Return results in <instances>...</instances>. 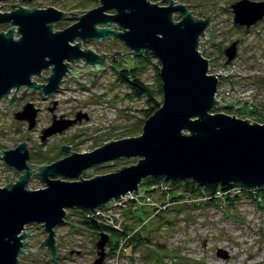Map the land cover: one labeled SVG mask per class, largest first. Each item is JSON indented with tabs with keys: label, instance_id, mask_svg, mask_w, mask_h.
<instances>
[{
	"label": "water",
	"instance_id": "water-1",
	"mask_svg": "<svg viewBox=\"0 0 264 264\" xmlns=\"http://www.w3.org/2000/svg\"><path fill=\"white\" fill-rule=\"evenodd\" d=\"M97 1V6L79 15L52 6L24 7L17 2L8 4L9 11H0V24L11 25L6 32L0 31V98L22 85L41 87L43 97L55 93L68 72L77 77V70L68 66L81 60L84 72L104 70L105 55L82 48V42L93 38L101 42L114 36L130 49L128 54L141 56L148 50L158 59L162 102L144 120L140 134L109 140L90 152H72L39 167L43 188L27 187L33 169L27 164L25 141L3 150L0 158L19 177L0 187V264H19L21 256H33L44 249L50 252L52 264H59L54 229L66 222L67 209L96 213L129 192L138 195V185L148 176H163L172 182L189 179L199 186L231 183L247 191L264 188V124L211 112L226 104L215 98L221 73L208 74V59L198 50L200 37H208L205 29L212 11L201 19L188 10L187 4L175 0ZM231 8L233 22L246 28L264 17V1L238 0ZM175 12L180 16L178 21L173 20ZM67 14L76 21L53 30V23ZM112 24L116 27L111 28ZM14 26L18 38L14 37ZM236 52L234 41L225 48L226 62ZM126 53L121 49L115 56ZM49 67L46 84L31 80L33 74L41 76ZM13 99H8L9 106ZM31 106L27 103L14 115L27 121L29 130L35 125L37 112ZM81 119H54L40 138L44 141ZM60 152L67 154L69 148L62 145ZM131 156L138 158L136 164L82 178L89 168L98 169ZM33 224L42 225L41 231L47 236L38 246L27 248L28 237L34 232L24 229ZM108 241L109 236L99 232L94 244L97 256L91 264H103Z\"/></svg>",
	"mask_w": 264,
	"mask_h": 264
},
{
	"label": "rangeland",
	"instance_id": "rangeland-1",
	"mask_svg": "<svg viewBox=\"0 0 264 264\" xmlns=\"http://www.w3.org/2000/svg\"><path fill=\"white\" fill-rule=\"evenodd\" d=\"M157 1L160 0H151ZM236 1L238 0H175L176 3L187 4L188 10L197 18L203 19L212 11L213 16L205 29L208 37H200L198 50L208 59V74H222L215 98L229 107H217L211 112L235 115L261 123L260 118H264V18L247 30L237 28L231 8ZM15 2L24 7L52 6L76 15L98 5L97 0H7L0 2V11H9L8 4ZM159 4L167 5V2ZM70 16L71 14H67L64 19L54 22L53 30H61L75 22L76 17ZM173 20H180L178 12L173 14ZM10 26L0 24V31L6 32ZM14 28V37L17 38L19 34L15 26ZM234 41L239 42L236 56L226 62L223 48ZM82 48L98 53L121 49L129 51L117 40L103 43L88 40L82 42ZM117 59L118 69H136L137 77L154 91L155 98L161 104L162 93L158 90L162 88L157 80L160 66L158 59L149 56L147 60L145 55L134 57L130 54ZM83 63L84 60L76 64L70 63L68 68L73 71L83 69ZM118 72L119 70L106 68L93 74L92 71L83 72L78 81L72 76L62 79L61 90L50 96L51 100L57 101V112L68 115L75 110H85L89 113V119L75 122L62 134L49 138L47 144H41L39 134L42 128L51 123L45 110L48 101L37 100L36 104L42 112L36 127L31 130L26 123L15 120L12 114H1L0 149L14 147L23 141L29 149L36 148L37 151L49 150L55 146L53 153L48 154L53 158L60 155L58 147L62 144L71 145L79 153L90 152L106 143L107 139L140 134L147 118L146 97H136ZM49 74V68L42 71L43 76ZM35 79L43 81L41 77L35 76ZM254 105L257 110L251 113L249 106ZM72 119L75 118L67 120ZM137 159L132 156L129 159L120 158L98 169L89 168L82 178L114 172L121 166L136 164ZM38 164V160H31L32 167ZM14 178V170L0 158V187L10 181L14 182ZM177 184L175 188L170 183L162 182L154 188H148L141 181L138 185L141 197L129 199L124 206L115 209L113 218L120 224L121 230L130 229L128 235L119 238L116 250H111V247L117 234L107 229L96 231L82 226L81 215L73 210L76 208L70 209L69 213L67 209V220L71 224L59 225L54 229L58 263L91 264L97 256L94 244L99 239V232H104L109 236L110 242L105 246L107 255L103 264H264L263 198L254 200L252 195L245 192L247 190L239 192L238 189L212 197L201 191H191L182 181ZM44 186L41 178L34 175L27 187L38 189ZM172 197L174 198L171 199ZM129 208H132V213ZM31 227L32 225L26 226L24 230L28 231ZM41 232L35 237H28L30 243L27 248L38 246L47 236V233ZM138 232L142 240L136 241L137 245L133 249L130 241L134 240L130 239L132 233ZM133 236L137 238V235ZM22 263L52 264L50 252L44 249L33 256H21L19 264Z\"/></svg>",
	"mask_w": 264,
	"mask_h": 264
},
{
	"label": "flooded vegetation",
	"instance_id": "flooded-vegetation-1",
	"mask_svg": "<svg viewBox=\"0 0 264 264\" xmlns=\"http://www.w3.org/2000/svg\"><path fill=\"white\" fill-rule=\"evenodd\" d=\"M110 13H113V11H110ZM264 18V17H263ZM262 18V19H263ZM261 19V20H262ZM260 21V20H259ZM258 22V21H257ZM256 22V23H257ZM255 23V24H256ZM254 24V25H255ZM239 26V28H241L242 30H247V29H249V28H251V27H253V25L252 26H250L249 28H246V27H244V26H240V25H238ZM99 27H102V25H99ZM110 27L111 28H114V27H116V25L115 24H112V25H110ZM238 28V27H237ZM19 37V36H18ZM17 37V38H18ZM16 38V37H15ZM90 40H94L95 42H97V43H103V42H106V41H111V40H117V41H119L120 42V40L118 39V38H116V37H114V36H109V37H107V38H105V39H103L101 42H99V41H97L95 38H93V39H90ZM121 43V42H120ZM122 44V43H121ZM238 44H239V42L237 43V46H238ZM123 45V44H122ZM126 47V46H125ZM128 48V47H127ZM225 48L226 47H224L223 48V51H225ZM129 49V48H128ZM125 52H127L126 54L128 55V53L129 52H131L130 51V49H129V51H127V50H124ZM148 51V50H147ZM116 52H118L117 50H110V51H106V52H103V51H101V52H96L97 54H104L105 55V58H104V62H105V64H106V67H105V69L106 68H111V69H113V70H117L118 68H117V58L118 57H116L115 56V53ZM123 58V56H121V59ZM82 66H84L83 67V69H76L77 70V77H73L71 74H70V72H68L67 73V75H65L66 77H70V76H72L73 78H75V79H77V78H79V76L84 72V70H85V65L83 64ZM88 66H90V68H91V65H88ZM45 69H48V68H45ZM104 69V70H105ZM44 70V69H43ZM42 70V71H43ZM49 70H50V72H51V67H49ZM42 71H41V76H37L36 74H33L32 76H31V80L32 81H34V82H37V83H39V84H46V80L44 79V77H46V76H43L42 75ZM71 71H73V70H71ZM100 71H103V70H100ZM96 72H98V71H92V74L93 73H96ZM35 76L36 77H41L42 79H43V81H39V80H36L35 79ZM64 76V77H65ZM63 77V78H64ZM15 89H13V90H11V91H13L11 94H9V95H7V96H5V97H3V98H0V115L1 114H3V113H9V114H12V116H13V118L15 119V113L16 112H18V111H21L22 109H23V107L27 104V103H30L32 106H31V108H33V109H37V112H36V115H35V125H34V127L33 128H35L36 127V125H37V121L39 120V114L42 112L41 111V108L39 107V105L38 104H36L37 103V100H41L42 102H46V101H48L47 102V104H46V106H45V110H46V112L48 113L47 115H48V117L50 118V121H51V123H50V125L52 124V122H53V120L54 119H57V120H64V119H71V118H76V117H78V116H81L82 117V120H88L89 119V113L88 112H86L85 110H83V111H80V110H75V111H73L72 113H70V114H66V113H58L57 112V108H58V106H57V101L56 100H51L50 99V96L51 95H53L54 93H52V94H47L45 97H43V95H42V88L41 87H36V88H30V87H27L26 85H22L21 87H19V89L17 90V91H14ZM61 90V86H60V88H59V90L57 91V92H59ZM57 92H55V93H57ZM9 98H14L13 99V102L11 103V106H9V101H8V99ZM15 120H17V119H15ZM18 121H21V122H23V123H26L27 124V128H28V123H27V121H24V120H18ZM80 122V121H79ZM50 125H48V126H46V127H49ZM46 127H44V128H42L41 129V131L43 130V129H45ZM32 128V129H33ZM31 130V129H30ZM41 131H40V134H39V139H40V141H41V144H45L46 142H48L47 140H49V138H51V137H53V136H55V135H57V134H62L63 133V131H65V130H63L62 132H57V133H53L52 135H50V136H48V137H46V139L44 140V141H42L41 140V138H40V136H41ZM109 140H111V139H107L106 141H109ZM105 141V142H106ZM104 142V141H103ZM19 144V143H18ZM17 144V145H18ZM47 144V143H46ZM16 145V146H17ZM63 145V144H62ZM66 147H68L69 148V152L67 153V154H64V153H61L60 152V148H61V145L58 147V151L60 152V155L59 156H55V157H49L48 156V154H50V153H53V149L54 148H56L55 146L54 147H52L51 149H49V150H45V151H37L36 150V148L35 149H29V157H28V159H27V164L33 169V172H32V174H31V178L34 176V175H36V176H39L38 175V169H39V167H41L42 165H45V164H50V163H53V162H55V161H57V160H59V159H61V158H63V157H65V156H67V155H69L70 153H72V152H77V151H75V150H73V148H72V146L71 145H67V144H64ZM16 146H14V147H10V148H7V149H4V148H1L0 149V153L3 151V150H8V149H13V148H15ZM47 156V157H46ZM32 159H37L38 160V165L37 166H35V167H32L30 164H31V160ZM4 162V161H3ZM9 167V166H8ZM12 169V168H11ZM12 170H14V169H12ZM14 172L16 173V171L14 170ZM19 177V174H17L16 173V178H14V181L17 179ZM40 177V176H39ZM30 178V179H31ZM42 180V179H41ZM10 183H12V182H10ZM9 184V183H8ZM7 185V184H6ZM69 210L70 209H68V213H69ZM73 210H78V211H82L81 209H73ZM67 218V215H66V217H65V219ZM67 223H69L68 221H66ZM66 224V223H65ZM70 224V223H69ZM32 229H30V230H33L34 231V236H32V237H35L36 236V234L38 233V232H40L39 230H38V228L39 229H42L43 228V226L42 225H37V224H33L32 225V227H31ZM39 234V233H38ZM41 234H45V233H43V232H41ZM30 243V242H29ZM70 254H72V252H70Z\"/></svg>",
	"mask_w": 264,
	"mask_h": 264
},
{
	"label": "trees",
	"instance_id": "trees-1",
	"mask_svg": "<svg viewBox=\"0 0 264 264\" xmlns=\"http://www.w3.org/2000/svg\"><path fill=\"white\" fill-rule=\"evenodd\" d=\"M237 27L239 28V26L237 25ZM143 55H145V58L147 60H149V56L150 57H153L154 55L152 54V52L150 51H144ZM142 56V55H141ZM119 70V76L120 78L122 77L123 81L125 82V84L131 89L132 93L136 96V97H146V101L148 103V108L145 110V115L146 117H148L149 115H151L153 113L154 110H156L159 106H160V102L157 101V99L155 98L154 96V91L149 87L147 86L146 84H144L136 75V69L135 70H130V71H127L125 69H117ZM129 72V73H128ZM159 75V73H158ZM157 80H158V83L159 85L161 86V80H160V77H157ZM159 93H162V89L158 90ZM229 106H222L221 108H228ZM231 107V106H230ZM252 110H251V113H255L256 110H257V106L254 105V106H249ZM261 123H264V118H260V121ZM37 160V159H36ZM170 183L172 186H174L175 188L177 187V183L181 182V181H175V182H172V181H169L167 179H165L163 176H148L146 178H144L142 180V183L144 185H146V187L148 188H154L155 185L157 186V184H160V183ZM182 182L186 183L189 187H190V190L191 191H201L203 192V194H208L209 196H217L219 193H223V194H226V193H229L230 191L234 190V189H238L239 192H244L245 190L231 184V183H225V184H207V185H204V186H199L197 185L194 181L192 180H182ZM247 192V194L249 195H252V198L254 200H261L262 198L264 199V188H256V189H252V190H248V191H245ZM254 194V195H253ZM174 197H172L171 199H173ZM133 206V205H132ZM156 208V207H155ZM129 211L132 213L133 210L132 208H129ZM78 214L81 215V220H80V223L82 226H86L90 229H94L96 231H102V229H107V230H110L111 233H115L117 234V239L115 241V243L112 244V247H111V250H116V246H117V243H118V240L121 236H125V235H128L130 233V229H122V230H116L114 228H111L110 226L106 227V226H103L101 225L97 220H95L94 218H90L89 214L91 211L89 210H82V211H76ZM66 221L67 218H66ZM70 224L71 222L68 221ZM67 224V222H65ZM64 223V224H65ZM68 223V224H69ZM133 235H137V238H135ZM133 237V238H132ZM132 237L130 240H134V241H130L133 245V249L136 247L137 243L136 241H141L142 240V237L140 236V232H138L137 234H133L132 233ZM130 238V237H129ZM128 238V239H129ZM110 242V238H109V241H108V244ZM108 244H106L108 246ZM109 254V252H108ZM24 264V263H22Z\"/></svg>",
	"mask_w": 264,
	"mask_h": 264
},
{
	"label": "built area",
	"instance_id": "built-area-1",
	"mask_svg": "<svg viewBox=\"0 0 264 264\" xmlns=\"http://www.w3.org/2000/svg\"><path fill=\"white\" fill-rule=\"evenodd\" d=\"M131 194V192L127 193L126 195L122 196L119 200L115 201L116 203H112V201H110L111 205L109 207L105 209H98L97 211H95L96 213L90 212V218L93 215L92 218L97 220L101 225L106 227L110 226L111 228H114L116 230H121L120 224L116 223V219L113 218L114 211L119 206H124L129 199H138L141 197L140 191L136 196H133ZM121 247L122 246L119 247V250Z\"/></svg>",
	"mask_w": 264,
	"mask_h": 264
}]
</instances>
